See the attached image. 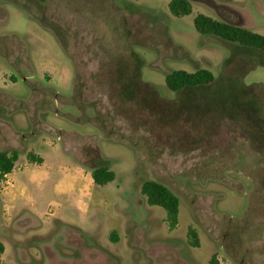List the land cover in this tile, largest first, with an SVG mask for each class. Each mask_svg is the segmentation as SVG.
Wrapping results in <instances>:
<instances>
[{
    "label": "rangeland",
    "instance_id": "obj_1",
    "mask_svg": "<svg viewBox=\"0 0 264 264\" xmlns=\"http://www.w3.org/2000/svg\"><path fill=\"white\" fill-rule=\"evenodd\" d=\"M169 1L0 0V151H18L0 264H264V54L192 23L262 34L264 0H188L180 18ZM199 69L212 84L166 88ZM100 165L115 178L96 186ZM76 166L85 185L67 193ZM144 181L178 198L174 230Z\"/></svg>",
    "mask_w": 264,
    "mask_h": 264
},
{
    "label": "trees",
    "instance_id": "obj_2",
    "mask_svg": "<svg viewBox=\"0 0 264 264\" xmlns=\"http://www.w3.org/2000/svg\"><path fill=\"white\" fill-rule=\"evenodd\" d=\"M215 1L227 4L235 0ZM167 8L170 15L176 18L187 16L192 11V6L188 0H170ZM192 23L196 33L201 36L216 37L222 41L264 54V33L258 34L248 28L218 21L201 13L193 18ZM213 81V74L205 69H199L191 73L183 70H173L164 77L166 88L173 93H178L185 88L208 86ZM26 157L30 163L38 165L42 163V158L32 152H29ZM17 159L18 151L16 150L0 151V180H3L6 175L12 172ZM90 174L92 182L96 186H103L112 182L115 178V174L104 165L94 167ZM140 194L145 198L148 206L160 207L165 211V222L170 231L177 227L179 200L167 187L155 181H144L140 186ZM114 236L115 232H112L110 235L112 240ZM187 241L191 247L197 248L199 246L195 229H188ZM2 252L3 247L0 244V254ZM207 264H219V262L216 256L213 255Z\"/></svg>",
    "mask_w": 264,
    "mask_h": 264
},
{
    "label": "crops",
    "instance_id": "obj_3",
    "mask_svg": "<svg viewBox=\"0 0 264 264\" xmlns=\"http://www.w3.org/2000/svg\"><path fill=\"white\" fill-rule=\"evenodd\" d=\"M44 164H45V162H44V159H43L42 163L39 166H43ZM12 172H14V171L12 170ZM12 172L10 174H8V175H11ZM8 175H6L5 177H7ZM24 175L25 174H20L19 178L20 179L24 178L26 176V175L25 176ZM42 177H43L42 179L44 180L45 179L44 176H42ZM90 178H91V174H90ZM47 179H48V176H47ZM76 180L81 181L85 185V183H84V181L82 179V171H81L80 167H78V166H76L75 170L73 171V174L71 175V177H69L68 182L65 185V188H66L65 191L67 193H71L75 189V181ZM12 199H14V200L16 199L14 197V195H12V192H8V191L2 192L1 193V206L3 208H5V209H9V207L12 206V203H11Z\"/></svg>",
    "mask_w": 264,
    "mask_h": 264
}]
</instances>
